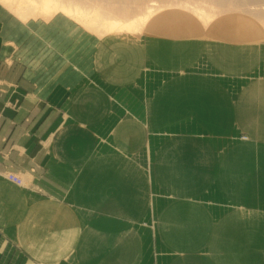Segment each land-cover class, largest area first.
<instances>
[{"label": "crops", "instance_id": "crops-1", "mask_svg": "<svg viewBox=\"0 0 264 264\" xmlns=\"http://www.w3.org/2000/svg\"><path fill=\"white\" fill-rule=\"evenodd\" d=\"M2 13L0 264H264V38Z\"/></svg>", "mask_w": 264, "mask_h": 264}, {"label": "bare ground", "instance_id": "bare-ground-1", "mask_svg": "<svg viewBox=\"0 0 264 264\" xmlns=\"http://www.w3.org/2000/svg\"><path fill=\"white\" fill-rule=\"evenodd\" d=\"M162 1L0 0V3L23 21L38 17L47 20L52 16L60 15L76 21L84 29L94 32L100 37L142 34L154 16L160 14L159 12L162 10L169 11V6L177 7L178 11L186 13L185 17L188 20L195 21L197 26L202 28L203 32L197 34L198 36L208 33L224 35L226 33L218 30L208 33H204V31L212 28L210 27L211 23L220 14L224 15L225 11L229 13L236 12L238 11L236 6H240L241 10L239 12L253 17L258 22L257 24L260 23L261 26L259 33L247 28V31H244L240 38L242 40H253L256 35L258 39L264 38V0H195L196 4L189 3L187 0H176L173 4H159ZM187 19H183V21ZM229 25L228 22L218 24L219 27L223 26L225 28Z\"/></svg>", "mask_w": 264, "mask_h": 264}, {"label": "rangeland", "instance_id": "rangeland-1", "mask_svg": "<svg viewBox=\"0 0 264 264\" xmlns=\"http://www.w3.org/2000/svg\"><path fill=\"white\" fill-rule=\"evenodd\" d=\"M187 1H189V3H192V4H196L195 0H187ZM174 2H176V0H163L159 4L166 5V4H173ZM3 6L4 5L0 3V8L3 12L2 14L7 16V17L12 18L13 20L26 22V21H30V20L48 21L49 19H51V18H49L46 20V19L38 17V18H28L27 20L23 21L22 19L16 17L13 14V12H11L9 9H7L6 6H5L6 8ZM236 7L238 8V11H236V12H230L229 13V12L225 11L224 15L220 14V16L218 18H216L211 23L210 27H212V28L205 29L204 33L213 32V31L218 30L219 32L226 33V34L222 35L223 38H233L234 37V38H238V39H240L241 34H243L244 31H247V28H251V29H253V31L255 33H259L260 28H261L260 23L257 24L258 22L255 21V19L253 17L247 16V15L239 12L241 10L240 6H236ZM159 13L160 14H156L154 16V18L152 19V21L149 22L148 27L146 28L145 31L142 32V34L128 35V36L120 35V36L121 37H129V38H131V37L137 38V37H140L142 35H156V34H161V33H164V34L169 33V34H174L176 36H184V35L185 36H188V35L193 36V35L200 34L201 32H203V30H201L202 28L197 26V23L195 21L193 22L191 20H188L185 17L186 13L178 11L177 7L169 6V11L168 10H162ZM65 18L68 19V17H65ZM183 19H187V20L183 21ZM68 20H70V22H73L78 27H80L82 30H84L85 32H88L90 35H92L96 38L106 37V36H101V37L97 36L94 32H90V31L84 29L76 21L71 20L70 18ZM224 22H226V23L228 22L230 25L226 26V28L223 26L222 27L218 26V24L221 25V23H224ZM159 32H161V33H159ZM203 35H205V34H203ZM209 35H211V34H209ZM112 36H117V35H112ZM247 39H251V38H247ZM253 40H256V41L259 40L257 38V35H256V37H254ZM240 41L242 42V41H248V40L240 39ZM255 259L258 260L257 256H253V255L245 256L242 258V264H261L260 261H258V263H257L255 261Z\"/></svg>", "mask_w": 264, "mask_h": 264}, {"label": "built area", "instance_id": "built-area-1", "mask_svg": "<svg viewBox=\"0 0 264 264\" xmlns=\"http://www.w3.org/2000/svg\"><path fill=\"white\" fill-rule=\"evenodd\" d=\"M3 174H4L5 179L8 180L9 182H12L13 184L17 186H22L23 182L21 178H19L16 174L11 173V172H4Z\"/></svg>", "mask_w": 264, "mask_h": 264}]
</instances>
